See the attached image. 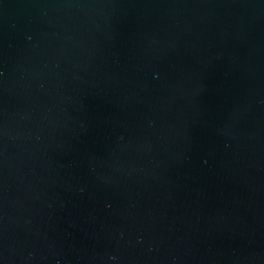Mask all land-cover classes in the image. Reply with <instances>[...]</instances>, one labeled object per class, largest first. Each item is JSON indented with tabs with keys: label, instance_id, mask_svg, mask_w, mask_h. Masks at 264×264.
Listing matches in <instances>:
<instances>
[{
	"label": "water",
	"instance_id": "water-1",
	"mask_svg": "<svg viewBox=\"0 0 264 264\" xmlns=\"http://www.w3.org/2000/svg\"><path fill=\"white\" fill-rule=\"evenodd\" d=\"M0 264H264V0H0Z\"/></svg>",
	"mask_w": 264,
	"mask_h": 264
}]
</instances>
